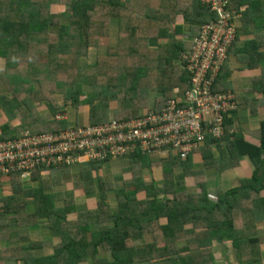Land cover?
Here are the masks:
<instances>
[{
  "label": "trees",
  "instance_id": "obj_1",
  "mask_svg": "<svg viewBox=\"0 0 264 264\" xmlns=\"http://www.w3.org/2000/svg\"><path fill=\"white\" fill-rule=\"evenodd\" d=\"M231 1L233 10L244 14L239 7L245 0ZM215 16L200 0H0V87L6 90L0 92V114L24 113L20 124L0 123V140L23 129L78 125L81 106L88 107L83 122L90 125L138 117L149 108L158 111L189 87L182 55L200 26ZM257 22L264 24V17ZM252 37L236 51L244 53L250 69L258 66L259 39L263 40L256 34ZM38 75L49 86L47 92L39 85ZM228 75L223 64L211 86L213 92H230ZM251 81L252 88L264 93V71ZM32 99L45 101L50 116L39 118V112L28 110ZM113 102L117 107L110 109ZM66 109L73 111L70 116L56 120ZM223 126L220 138L205 136L200 167L191 153L184 160L171 153L153 159L135 151L122 169L129 180L117 187L101 176L98 161L77 163L79 174L75 182L66 184L69 189L89 178L97 186L92 207L84 211L76 209L71 197L51 188L67 183L70 165L37 166L30 176L32 185L24 184L18 174H7L8 191L0 196L3 212L10 213L17 225L29 218L54 220L49 227L57 241L51 254L2 256V263L218 264L216 247L229 242L239 264H264V119L259 122L257 142L233 129L231 115L224 117ZM243 158L250 163L249 176L240 174L237 185L225 190L216 186L211 198L206 182L210 169L221 172L239 167ZM154 166L160 170L159 185L146 177ZM106 193L117 200L114 212ZM59 199L64 204L57 205ZM29 204L30 213L26 212ZM70 214L77 219L69 221ZM91 218L98 223L95 227L89 223ZM143 233L150 240L133 243ZM100 249L108 256L99 258Z\"/></svg>",
  "mask_w": 264,
  "mask_h": 264
},
{
  "label": "built area",
  "instance_id": "obj_2",
  "mask_svg": "<svg viewBox=\"0 0 264 264\" xmlns=\"http://www.w3.org/2000/svg\"><path fill=\"white\" fill-rule=\"evenodd\" d=\"M216 13L203 23L182 55L189 87L173 96L158 111L148 109L131 119L112 118L98 124L69 125L58 130L23 129L0 140V177L18 174L29 181L37 166L74 165L85 160L121 159L135 151L152 156L169 153L184 160L199 147L206 135L220 138L224 117L238 108L231 92L211 89L232 42L235 19L231 0H200ZM177 93V88L173 89ZM57 114L56 120L65 119Z\"/></svg>",
  "mask_w": 264,
  "mask_h": 264
},
{
  "label": "crops",
  "instance_id": "obj_3",
  "mask_svg": "<svg viewBox=\"0 0 264 264\" xmlns=\"http://www.w3.org/2000/svg\"><path fill=\"white\" fill-rule=\"evenodd\" d=\"M250 4V7H249ZM232 6L234 9L233 1ZM239 10L243 11L244 14L240 12V15L238 18L235 19L236 24V38L232 43V46L228 52V56L226 61L224 62V65L226 64V68L229 71L228 77L225 79L230 85V92H232L237 100L238 108L236 112H234L231 116L233 118V129L239 130L244 138L248 141L257 142L258 141V134H259V122L264 119V93L258 88V90H255L252 88V81L254 76H257L258 74L262 73L264 71V24L261 25V22H257V19L261 17H264V0H245L244 3H241ZM258 35L260 37H263L262 39H259L261 41L258 51H257V57H258V66L253 68H248L247 66V58H244V53L240 52V50L236 53L237 49H241L242 45L248 40L253 38L252 36ZM241 58H237L240 57ZM243 57V58H242ZM254 58V56H251ZM252 111V112H251ZM15 113L13 112V117ZM4 114H0V117H3ZM12 117V118H13ZM16 117V116H15ZM14 117L13 120L16 118ZM84 119V118H83ZM81 119V120H83ZM232 129V130H233ZM203 144L197 147L189 156L191 157L192 161L196 164H199V160H202V154L201 149L203 148ZM212 148V147H211ZM215 148L213 147V156ZM153 159L154 158H162L164 156L162 155H152L150 156ZM246 159V158H245ZM119 159H113L108 160L100 163L101 170H99V173L101 172V176H107L111 179V181L114 182L116 185L118 182H127L129 179H126L123 173L122 169L128 165V163L122 164V162L119 161ZM242 165L246 164L248 165V161L246 162L244 159L241 160ZM244 161V162H243ZM116 162V163H115ZM78 166V168L75 169H69V175L75 174L74 179L76 180L79 172V164L72 165L70 167ZM69 167V168H70ZM249 167V166H248ZM73 170V171H72ZM154 170H159L158 166H154L150 169L151 177L158 181L160 177V170L159 173L156 171V179L154 178ZM251 170L250 167L248 169ZM75 171V172H74ZM148 172V170L146 171ZM175 172L179 174V169H175ZM223 172V171H221ZM221 172L215 171V169H210V173L207 174V183H208V191L209 194L213 195V189L217 186L222 189L229 188L226 186V180L225 178L223 181L218 182V177L221 176ZM176 174V175H177ZM250 174V172H249ZM42 175H45L43 173ZM214 176V181L216 184H213L211 182V177ZM244 176H249L248 174L244 173ZM210 177V178H209ZM223 177V176H222ZM158 178V179H157ZM210 179V180H209ZM221 179V178H220ZM219 179V180H220ZM9 181L5 178H0V196L7 193L8 191V185L6 184ZM159 182V181H158ZM229 183V181H227ZM29 184V183H24ZM79 183H76V185ZM87 184V186H86ZM94 186H90V185ZM29 185H32V181ZM61 186L64 184L61 183ZM60 185H53L52 191L56 192V190H62L63 188H66L63 186L60 189H57ZM80 188L82 187V193L80 195V200L77 199L73 193L72 190H70L67 186L65 192H71L69 194L64 195L66 197H71L74 200V204L76 206L77 210L84 211L86 208L92 207L93 204V197L96 193L97 187L95 184V181L91 178L84 179L80 184ZM159 185V184H158ZM235 183L230 184L231 186H235ZM95 187V188H94ZM79 188V187H78ZM92 188V189H89ZM92 190V191H89ZM90 194H88V193ZM79 202V203H78ZM114 202V206H112L111 202L108 201V205L110 207V211L114 212L116 210L117 206V200L115 197H113L112 203ZM80 204V205H79ZM28 210L26 212L30 213L32 212V206L28 205ZM41 219L47 220L52 222V219H48L47 217H38L36 219L29 218L26 219L25 222L21 224H15L14 217L11 216L10 213L3 212L1 206H0V264H3L2 261L9 258L11 259L12 256L21 255L23 253H28L30 251H35L39 255H48L53 252V245L56 243L57 239L52 230L49 227V222H45V224H42L38 221ZM38 220V221H37ZM89 220V219H88ZM84 218H80V226L84 227L83 222ZM89 223L92 227H95L97 221L94 218H91L89 220ZM90 226V227H91ZM50 235H52V238H49V240L46 239ZM147 233H143L138 237V240H134V243L136 245L143 244L150 240L149 236H147ZM227 244V242H226ZM14 250L11 252V250ZM11 252L9 255L6 251ZM10 250V251H9ZM48 250V251H45ZM46 252V253H45ZM13 253V254H12ZM3 256V257H2ZM2 257V258H1ZM262 259L264 263V248H262ZM87 262V261H85ZM20 263V262H18ZM84 263V262H83ZM81 263V264H83ZM11 264V263H10Z\"/></svg>",
  "mask_w": 264,
  "mask_h": 264
},
{
  "label": "rangeland",
  "instance_id": "obj_4",
  "mask_svg": "<svg viewBox=\"0 0 264 264\" xmlns=\"http://www.w3.org/2000/svg\"><path fill=\"white\" fill-rule=\"evenodd\" d=\"M181 20H179V23H181L180 22ZM63 22H65L64 20H61V23H63ZM183 28H184V31L185 30H187V25H182V30H183ZM56 30V29H55ZM112 33H114V28L112 27L111 28V34ZM39 60H41V58H38ZM2 68H3V64H2V62H0V76H1V73H2ZM33 69V72H35V68H32ZM38 77H39V80H40V82H41V84H39L40 86H41V88H42V90H44V92H47V90H49V86H48V88L46 87L47 85V83L46 82H43L42 81V78H41V75H38ZM0 80H2V77H0ZM33 83H35V79H34V82ZM0 85H1V82H0ZM56 86H57V84H55L54 85V88H56ZM15 90H16V87L14 88ZM0 92H1V94H3V93H6V90H4L3 91V89H2V87H0ZM25 94H23L22 93V96H24ZM153 95V93L151 94V96ZM29 100V99H28ZM31 104H30V103ZM29 102H27V104H30V105H27L28 107V110H33V111H35L36 113H40L39 115H38V117L40 118V117H43V118H45V116L46 117H48V116H50V111H49V109H47V107H46V105H45V101H41V100H38V99H35V100H31V101H29ZM60 102H61V99H60ZM116 104L117 103H115V102H113V104H112V108H110V109H114V108H116L117 106H116ZM87 109H88V107L87 106H81L80 107V109H79V115L77 116V119H78V122H80L81 124H84L85 122H83V120H81V119H83V118H85V115L87 114ZM67 111L65 112V116L67 117V116H70V113L69 112H73L71 109H66ZM32 111V112H33ZM18 112V114H14L15 116V120H13L14 119V117L13 116H10V115H8L7 117L6 116H3V117H6V119L5 118H3V117H0V123L4 120V121H6L7 120V122L9 123V125H13V124H20V121H21V119H23V117H24V113H21L20 111H17ZM21 115V116H20ZM13 117V118H12ZM21 118V119H20ZM20 119V120H19ZM31 119H27L26 121L28 122H32V120L30 121ZM62 120H64V119H62ZM45 121H48L47 119H45ZM72 122H75V121H72ZM77 122V121H76ZM71 123V122H70ZM79 123V124H80ZM75 124V123H74ZM38 125H41V124H38ZM46 125V124H45ZM34 129V128H33ZM232 130V129H231ZM244 159V158H243ZM242 159V160H243ZM246 162H247V160L246 159H244ZM119 161L120 162H122V164H124V163H128L129 164V161H130V159H129V157L127 156V157H124V158H121V159H119L118 161H116L117 163H119ZM115 162V163H116ZM244 162V161H243ZM75 165V164H74ZM198 167H200V165L198 164L197 165ZM250 167V163H248V165H247V163L246 164H244V165H242V166H239V167H235V168H231V169H227V170H225V171H223V172H221L220 174H222L220 177L219 176H216V177H218V179H217V181L218 182H220V181H223V179L225 178V180H226V184H225V186H224V188H226V186H228V187H230V184H232V183H237L236 182V179L238 178V176L240 175V174H244V173H246V174H248L249 175V167ZM78 168V166H75V167H70L69 169H77ZM251 168V167H250ZM79 170V169H78ZM73 171V170H72ZM156 171L157 170H154V178L156 179ZM75 172V171H74ZM157 173H159V170L157 171ZM179 174H177V176H179V175H181V178H182V173L179 171L178 172ZM78 174H79V172H78ZM101 174H103L102 172H101ZM152 174H153V172H152ZM73 176H75V174H72V175H69V179L67 180V183H63L64 185V187H66L67 188V185H68V183H70V182H75V179H74V177ZM223 176V177H222ZM46 177V176H45ZM146 177L148 178V180H149V178L151 179L152 177H151V174H150V172H146ZM1 178H5L4 176H2ZM210 178V177H209ZM221 178V179H220ZM158 179V178H157ZM214 176L212 175V177H211V182H213V184H216L215 183V181H214ZM220 179V180H219ZM48 180V179H47ZM161 179L159 178L158 179V181H155L157 184H160L161 183V181H160ZM210 180V179H209ZM227 181H229V183H227ZM24 183H30L31 181L29 180V181H23ZM187 182V181H186ZM6 184H9V182L8 183H6ZM61 183H59L58 185H60ZM67 184V185H66ZM124 183H122V182H118L117 184H116V186L117 187H121L122 185H123ZM237 185V184H236ZM34 186H35V183H34ZM63 186H59L57 189H60L61 187L63 188ZM86 186H87V184H86ZM90 186H94L93 184L92 185H90ZM97 187V186H96ZM66 188H63L62 190H56L55 189V191H56V193H58V192H61V193H59V194H62L63 195V197H66L65 195H64V193H62L63 191L65 192V190H66ZM68 188H70V186H68ZM75 188H77V189H75ZM75 188H73V189H70V190H72L73 191V193H74V195L76 196V197H78L77 199H79L80 200V195H81V193H82V187L80 188H78L77 187V185H76V187ZM95 188V187H94ZM81 192V193H80ZM70 191L69 192H65V194H69L70 195ZM106 196H107V202L108 201H110L111 202V204H112V206H114L115 204H114V202L112 203V200H113V195H112V193H106ZM210 196H211V198H213L214 196L213 195H211L210 194ZM79 203V202H78ZM56 204L57 205H61V204H64L63 202H62V200H57L56 201ZM80 205V204H79ZM0 206H1V204H0ZM67 218H68V220L69 221H74V220H76L77 219V216L75 215V214H70V215H68L67 216ZM38 221V220H37ZM54 220H52V222H53ZM38 222H40V223H42V224H45V222H49L50 224L52 223V222H50V221H47V220H44V219H41L40 221H38ZM84 222V221H83ZM79 224H80V222H79ZM78 224V225H79ZM106 224V223H105ZM45 226H47L46 224H45ZM76 227V226H75ZM71 229H75L74 227H70ZM49 238H52V235H50L48 238L46 237V239L47 240H49ZM88 239H89V234H88ZM138 240V237H135L134 238V240ZM134 240H132L133 241V243H134ZM128 243L130 244V240L128 241ZM230 243L229 242H227V244L226 243H224V244H222L221 246H219V247H216V251L217 252H215V256L217 257V263L218 264H239L236 260H235V258H234V251H233V249L230 247V245H229ZM45 251H48V250H45ZM46 253V252H45ZM28 254H32V256H34V254H35V251H30V252H28L27 254H24V255H28ZM37 254V253H36ZM44 255V254H43ZM46 255V254H45ZM97 256L99 257V258H104V257H106V256H108V254H107V252H104L102 249H100L99 250V252H98V254H97ZM81 264V263H80ZM83 264H90V263H88V262H84Z\"/></svg>",
  "mask_w": 264,
  "mask_h": 264
},
{
  "label": "clouds",
  "instance_id": "obj_5",
  "mask_svg": "<svg viewBox=\"0 0 264 264\" xmlns=\"http://www.w3.org/2000/svg\"><path fill=\"white\" fill-rule=\"evenodd\" d=\"M234 40H235V39H234ZM232 43H233V42H232ZM231 45H232V44H231ZM230 47H231V46H230ZM229 50H230V48H229ZM228 52H229V51H228ZM227 56H228V54H227ZM226 59H227V58H226ZM225 61H226V60H225ZM225 61H224V62H225ZM223 64H224V63H223ZM222 66H223V65H222ZM221 68H222V67H221ZM219 72H220V71H219ZM235 112H236V111H235Z\"/></svg>",
  "mask_w": 264,
  "mask_h": 264
}]
</instances>
